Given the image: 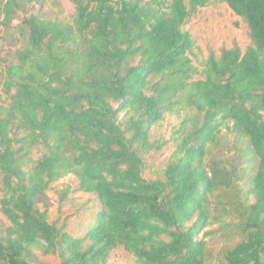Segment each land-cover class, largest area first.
<instances>
[{"label": "trees", "instance_id": "trees-1", "mask_svg": "<svg viewBox=\"0 0 264 264\" xmlns=\"http://www.w3.org/2000/svg\"><path fill=\"white\" fill-rule=\"evenodd\" d=\"M28 1L42 0H0L3 26L22 39L0 73V264H31L34 249L58 264H104L118 246L137 264H207L206 238L218 233L239 239L228 264H260L264 0H217L246 22L251 45L210 54L200 73L183 27L207 0H70L72 23ZM184 106L171 138L153 137ZM223 129L255 162L242 194L236 167L207 159ZM168 143L164 168L145 177ZM67 174L100 204L80 235L47 218L46 191Z\"/></svg>", "mask_w": 264, "mask_h": 264}, {"label": "rangeland", "instance_id": "rangeland-1", "mask_svg": "<svg viewBox=\"0 0 264 264\" xmlns=\"http://www.w3.org/2000/svg\"><path fill=\"white\" fill-rule=\"evenodd\" d=\"M27 7L31 11L40 10L47 18L72 23L75 17V8L70 0H42L40 4L28 1ZM21 17L19 16L18 21ZM17 20L14 21L15 25ZM195 41V47L191 54L194 65L199 73L204 68V63L210 54L220 55L224 49L235 46L242 51L251 45L249 29L246 22L236 15L225 2L207 0L203 7H197L183 27ZM22 45V39L15 28H5L0 15V73L4 66L15 61V51ZM196 75L195 78L201 77ZM189 113L187 107L166 114L165 117L152 128L153 137L158 139H170L174 128L180 123L181 118ZM174 147L171 143L165 145L154 157V165L143 171L145 177H155L164 168L167 159ZM250 155L246 151L245 144L237 137L226 132L225 129L219 135L216 143L212 144L207 159L218 158L225 161L227 166H235L239 178L235 180L236 188L242 194L247 187V178L253 172L254 163H248ZM78 182L71 174H67L53 182L45 194V202L48 208L47 218L57 226L65 225L70 233L82 234L94 215L100 208L98 200L93 194L77 190ZM64 190L66 197L62 198ZM3 191L0 186V199ZM232 191L220 192L223 202L231 198ZM216 199V198H215ZM216 199V200H217ZM9 225L8 219L0 212V226ZM82 226V228L78 227ZM217 224L208 228L216 227ZM207 249L209 251L207 264H228L224 252L233 247L239 240L237 236L227 233H218L214 237H207ZM31 264H58L53 255H43L39 249H34ZM264 263V252L261 255L260 264ZM104 264H137L136 257L126 251L122 246L113 249ZM252 264V263H251Z\"/></svg>", "mask_w": 264, "mask_h": 264}]
</instances>
